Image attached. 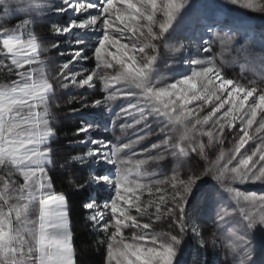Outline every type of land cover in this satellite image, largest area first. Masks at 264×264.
<instances>
[{"label": "snow or ice", "instance_id": "obj_1", "mask_svg": "<svg viewBox=\"0 0 264 264\" xmlns=\"http://www.w3.org/2000/svg\"><path fill=\"white\" fill-rule=\"evenodd\" d=\"M227 2L264 19V0ZM194 8L0 0V264H77L52 175L71 166L85 172L76 191L109 192L83 204L106 264H178L189 231L219 264H264V192L245 187L264 186V25ZM65 97L78 114L69 154L53 147ZM210 206L217 230L204 237L191 220Z\"/></svg>", "mask_w": 264, "mask_h": 264}, {"label": "rangeland", "instance_id": "obj_2", "mask_svg": "<svg viewBox=\"0 0 264 264\" xmlns=\"http://www.w3.org/2000/svg\"><path fill=\"white\" fill-rule=\"evenodd\" d=\"M194 3V11L197 13L207 14V15H216L220 18L229 17L231 19H236L248 25L253 26H261L264 25V19L260 17L259 14L248 13L247 10L239 8L238 6L231 5L227 2V0H193ZM249 17H255L254 19H250ZM40 33L41 35L46 36V26H40ZM90 54V53H89ZM53 55H55L53 53ZM87 67L91 68L94 66V61L90 63H86ZM55 67V66H53ZM231 71V70H228ZM82 91V90H81ZM85 96L91 98L93 95L96 98H99V94L94 93L93 90H88L84 92ZM61 104L63 105L62 109L59 111L58 115L60 117L57 127H60L65 124H70L72 127L78 123L77 115L72 114L69 109L73 106L68 103V98L65 97L61 100ZM78 107V105H75ZM118 110V109H117ZM109 133H105V135H109ZM73 138V137H72ZM80 150V146L75 144H69L68 142L65 143L63 149L58 148V152L62 154H69ZM171 167L172 165L168 164L167 162L162 165L157 170L156 178L162 179L164 176L171 174ZM70 177L72 181L79 182L82 177L85 175L84 170L80 169L78 166H74V168L69 170ZM69 177V178H70ZM248 190L256 191L258 193L264 192V186L260 185H251L245 186ZM206 190V185L201 186L199 190L194 192V195L197 197V200L200 201V197L202 193ZM88 191V198L93 197L97 199L99 204H103L104 200L107 199L109 192L104 190L99 191ZM202 203V201H200ZM87 210V209H86ZM89 211V210H87ZM216 211L217 209L214 206H210L206 208V214L200 211L193 213V219L191 223L193 225H197L199 230L203 233L204 237H208L212 231H216V225L214 223L216 218ZM230 224H225L222 230H226L228 227H231ZM157 231H167L168 230V221H163L155 226ZM254 243L257 247V250L260 249L262 243L261 237L259 234L256 235L254 239ZM178 264H203L205 261L211 260L212 264H219V261L222 259V255L217 254V250L214 249L211 245H208L206 248H201L199 246L198 238L194 237L191 231L188 232L186 236V240L184 245L181 248L177 256ZM104 264H106V259Z\"/></svg>", "mask_w": 264, "mask_h": 264}, {"label": "trees", "instance_id": "obj_3", "mask_svg": "<svg viewBox=\"0 0 264 264\" xmlns=\"http://www.w3.org/2000/svg\"><path fill=\"white\" fill-rule=\"evenodd\" d=\"M5 79V73H0V82ZM59 128V137L53 147L58 150L63 149L66 142L72 139L74 127L70 124L62 125ZM68 169L56 168L52 175L54 177L57 191H63L71 205V219L74 231V244L77 249V264H104L106 259V250L103 246H97L96 232L91 224L85 219L88 212L84 209L83 204L88 199V191H76ZM70 177V178H69ZM203 264H212L211 260Z\"/></svg>", "mask_w": 264, "mask_h": 264}]
</instances>
